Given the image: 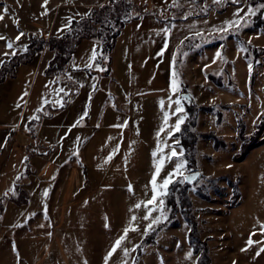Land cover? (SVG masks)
<instances>
[{"label": "rangeland", "instance_id": "374dc122", "mask_svg": "<svg viewBox=\"0 0 264 264\" xmlns=\"http://www.w3.org/2000/svg\"><path fill=\"white\" fill-rule=\"evenodd\" d=\"M104 1L0 0V264H105L130 224L107 264H264V0H132L108 65L96 38L58 76L44 72L46 49L26 55L30 36L57 35ZM238 11L243 27L220 32ZM183 100L199 176L168 189V218L163 181L182 156L164 160L145 203L161 155L181 153L168 132Z\"/></svg>", "mask_w": 264, "mask_h": 264}, {"label": "trees", "instance_id": "16d2710c", "mask_svg": "<svg viewBox=\"0 0 264 264\" xmlns=\"http://www.w3.org/2000/svg\"><path fill=\"white\" fill-rule=\"evenodd\" d=\"M132 0H105L97 6L90 7L87 12L78 17L77 19H71L67 27L59 34L49 36L46 39L38 38L36 36H30L29 42L26 45L28 53L26 55L30 56L35 51H42L46 49L48 52V57L45 65L44 72L46 74L58 76L63 65L70 60L71 56L75 51L76 45L83 39L96 38L100 43V55L97 56V62L99 64L109 63V53L115 43V39L118 36L121 28L132 18L131 10L133 8ZM30 53V54H29ZM14 61L15 60V57ZM107 59V60H105ZM9 60H4L0 65V73H4V67L9 63ZM15 65V62L11 64V67ZM100 73H106V68ZM185 105V116L184 122L180 126L179 131H175L171 137L172 139H178L174 142L181 148L183 153L182 158L184 160L186 171L196 170L195 167V143L196 135L189 132L188 138L185 136L186 126L189 125V117L193 118L192 111L188 108L189 104L186 102ZM192 126V125H191ZM178 142V143H177ZM242 142V139H241ZM239 155H244L246 148L242 149L239 147ZM179 179H181L179 177ZM178 184L179 186L188 187V184H181L179 182H170L166 188V192L162 195L163 210L167 213L168 218H172V212L175 211V204L173 199L168 194V189L171 186ZM18 189V188H16ZM19 192L16 190V193ZM177 194V193H176ZM171 192L172 196L176 195ZM169 195V199L167 198ZM14 202L15 201L13 199ZM171 204V206H170ZM169 208V210L167 209ZM172 208V210H171ZM1 209V204H0ZM185 222L188 220L184 218ZM191 225V223L189 222ZM190 229V228H189ZM194 228L188 231V243L191 244L190 240L193 237Z\"/></svg>", "mask_w": 264, "mask_h": 264}, {"label": "snow or ice", "instance_id": "6c2138e0", "mask_svg": "<svg viewBox=\"0 0 264 264\" xmlns=\"http://www.w3.org/2000/svg\"><path fill=\"white\" fill-rule=\"evenodd\" d=\"M213 2L216 3V4H219V3H221V0H213ZM235 2L238 3L239 0H235ZM45 3H47V0H45ZM262 7H264V6H262ZM248 13L251 14V15H255V11H254L253 9H251V8L248 9ZM234 15L238 16L239 18L236 19V20H232V21H228V22H226V23H227V27H222V28L218 29L220 32L227 33V32L229 31V29H232V30H234V31H238L240 27H243L242 21H244V17H243V16H239V11H238L237 13H235ZM0 18H2V17H0ZM245 22H246V21H245ZM21 35H23V33H21ZM197 35H199V33H197ZM19 38H20V37L17 36V40H18ZM0 39H3V37H0ZM248 44H251V39H249ZM7 47H8V48H11V47H12V44L9 43V44L7 45ZM243 50H246V49H243ZM13 54H15V53H13ZM161 54H162V53H161ZM5 55H7V53H5ZM216 58H222V57H221V53H220L219 51L216 53ZM91 59H92V60H95V59H96L95 49L93 50V54H92ZM213 62H215V59H214ZM86 66H87V67H91V64L86 65ZM174 76H175V73H174ZM171 87H172V90H173V91H177V90H178V82H177L175 79H173L172 84H171ZM61 91H62V90H61ZM25 94H27V93H25ZM161 103H162V102H161ZM176 103L179 105V101H176ZM61 106H62V105H61ZM182 111H183V109H182L181 107H177V108H176V112H182ZM82 118H83V117H81V119H82ZM168 119H169L168 114L165 113V115H164V123H165V124H167ZM183 122H184V117H183V116L178 117V118H177V121H176V124H175V126H174V130H175V131H179V130H180V126H181V124H182ZM77 123H79V121H77ZM73 126H75V125H73ZM163 131H164V128L161 127V129H160V130L157 132V134H156L157 137H159V136H160V133L163 132ZM172 134H173L172 131H169V132H168V135H169V136H171ZM177 143H178V142H177ZM157 151L162 152L163 150L160 149V148L158 147ZM157 151H154V152H153V156H156V155H157ZM182 155H183L182 152L178 154V153L175 151V149H173V150L171 151V153H170L167 157L161 155L160 160H159L158 162H156L155 172H154V174H153V176H152V180L150 181V183H151V185H152L153 195H152L151 200H149V201H147V202L145 203V207H147V205L153 204V202H155L156 199H157V194H156V188H157V185H156V179H157V175L159 174V172H160L161 169H162V166H163V162H164V160H165V159L171 160L173 157L182 156ZM185 163H186V162H178V163L176 164V166H175L173 172H172V173H169V176L166 177V178L164 179V181H163V187H164V188H166L167 185L170 183V181H171V177H172L174 174L182 175V173L180 172V169H182V168L185 166ZM192 178H194V177H192ZM188 179H190V177H187V176L184 177V180H188ZM45 195H47V191H45ZM160 204L163 205V200L160 201ZM135 207H136V208H140V207H141V204L138 203V204L135 205ZM151 211H152V209H149V212H148V214L145 215L144 219L147 220V219L149 218V216H150V214H151ZM161 215L164 216V219H167V217H166V215L164 214V212H163L162 209H161ZM131 220H132V221H135V220H136V217L133 216V217L131 218ZM160 223H161V219H160V217H157V218L153 219L152 224H149V225H148V228L151 229L153 224H160ZM261 229L264 230V225H261ZM130 230L135 231L136 229H135L134 227H131V224H130L129 227H126V228L124 229V234H123L122 236H120V237L115 241V244H114L112 250L109 251L108 255L105 257V264H107V260H108V258L111 257V256L113 255V253L116 251L117 247H119V246L121 245L122 241L126 239L127 234H128V232H129ZM254 234H255V233H253V235H254ZM247 243H248L249 245H251V244L254 243V241H252V239H251V236L249 237V240L247 241ZM256 243H259V242H256ZM245 250H246V249H241V251H245ZM261 251H264V248H262ZM124 252H125V255H127V253H128V249H124ZM190 255H191V254H189V256H190ZM257 255H259V253H257ZM234 264H235V262H234Z\"/></svg>", "mask_w": 264, "mask_h": 264}, {"label": "water", "instance_id": "95a60500", "mask_svg": "<svg viewBox=\"0 0 264 264\" xmlns=\"http://www.w3.org/2000/svg\"><path fill=\"white\" fill-rule=\"evenodd\" d=\"M181 98L189 101L190 100V97L188 94L186 93H182L181 95ZM187 176V177H190V179L188 180H184V177ZM199 176V171L198 170H193V171H188L184 174L181 175V183L182 184H192V182H194V180H196V178ZM194 177V178H192Z\"/></svg>", "mask_w": 264, "mask_h": 264}, {"label": "crops", "instance_id": "0c3cea01", "mask_svg": "<svg viewBox=\"0 0 264 264\" xmlns=\"http://www.w3.org/2000/svg\"><path fill=\"white\" fill-rule=\"evenodd\" d=\"M159 92H157V94H158ZM182 93H179V96L181 95Z\"/></svg>", "mask_w": 264, "mask_h": 264}]
</instances>
